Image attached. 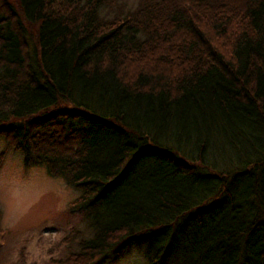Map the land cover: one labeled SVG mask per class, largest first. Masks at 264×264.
Masks as SVG:
<instances>
[{"label": "trees", "instance_id": "16d2710c", "mask_svg": "<svg viewBox=\"0 0 264 264\" xmlns=\"http://www.w3.org/2000/svg\"><path fill=\"white\" fill-rule=\"evenodd\" d=\"M127 2L0 0V136L79 191L71 264H264V0Z\"/></svg>", "mask_w": 264, "mask_h": 264}, {"label": "rangeland", "instance_id": "374dc122", "mask_svg": "<svg viewBox=\"0 0 264 264\" xmlns=\"http://www.w3.org/2000/svg\"><path fill=\"white\" fill-rule=\"evenodd\" d=\"M135 3L128 0L127 6ZM78 195L44 166H26L23 154L0 136V264H71L64 238L84 231L81 211L69 206ZM79 238L74 236L71 249ZM101 264H147L144 247L133 246L119 259Z\"/></svg>", "mask_w": 264, "mask_h": 264}]
</instances>
